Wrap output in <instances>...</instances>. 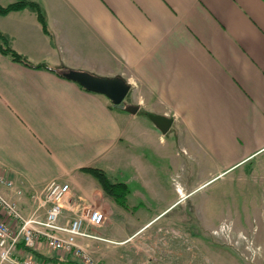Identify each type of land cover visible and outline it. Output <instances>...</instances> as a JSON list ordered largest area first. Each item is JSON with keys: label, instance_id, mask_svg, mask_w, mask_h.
Wrapping results in <instances>:
<instances>
[{"label": "crops", "instance_id": "crops-1", "mask_svg": "<svg viewBox=\"0 0 264 264\" xmlns=\"http://www.w3.org/2000/svg\"><path fill=\"white\" fill-rule=\"evenodd\" d=\"M29 1L46 27L31 8L0 15V44L6 40L31 63L62 73L122 77L131 86L129 105L139 109L130 113L125 103L116 107L105 95L0 51V172L23 196L1 185L0 191L26 217L37 211L33 195L59 180L70 184L80 209L105 214L97 231L104 240L119 218L137 232L171 227L181 220L164 213L178 201L237 166L264 164V0ZM153 115L171 120L168 131ZM86 167L125 184L126 206ZM184 175L217 176L191 186L186 176L179 182ZM40 213L44 218L45 209ZM93 241L78 239L85 251ZM29 257L80 264L43 239L35 249L17 246L14 260Z\"/></svg>", "mask_w": 264, "mask_h": 264}, {"label": "rangeland", "instance_id": "rangeland-1", "mask_svg": "<svg viewBox=\"0 0 264 264\" xmlns=\"http://www.w3.org/2000/svg\"><path fill=\"white\" fill-rule=\"evenodd\" d=\"M124 103L133 104L130 94ZM185 176L196 186L217 175H184L179 182ZM166 214L181 221L137 232L119 218L120 226L104 235L108 240L93 241L86 251L95 264H264V164L248 162L218 175Z\"/></svg>", "mask_w": 264, "mask_h": 264}, {"label": "built area", "instance_id": "built-area-1", "mask_svg": "<svg viewBox=\"0 0 264 264\" xmlns=\"http://www.w3.org/2000/svg\"><path fill=\"white\" fill-rule=\"evenodd\" d=\"M0 185L14 190L18 197L23 190L0 172ZM39 208L46 211L40 218L36 212L26 218L18 204L0 191V264H37L33 257L21 261L13 255L20 243L35 249L41 239L53 251L71 253L83 264H95L93 257L78 243L79 238L104 240L97 231L105 224V214L92 207H83L71 197L69 183L50 181L39 193L33 195Z\"/></svg>", "mask_w": 264, "mask_h": 264}, {"label": "trees", "instance_id": "trees-1", "mask_svg": "<svg viewBox=\"0 0 264 264\" xmlns=\"http://www.w3.org/2000/svg\"><path fill=\"white\" fill-rule=\"evenodd\" d=\"M24 8H31L33 10H36L39 13V16L41 18V21H43L44 26L46 27V21L44 18L43 13L40 11V9H38V5L35 2L29 1V0H16V2L8 7H2L0 5V15H6L11 11H17V10H21ZM0 51L11 57L12 60L22 63L28 67L31 68H35V69H47L50 70L52 72L57 73L58 75L65 77L63 75L62 72H60L59 70L49 66L46 63L43 64H34L31 63L30 61H28L27 59H25L24 57H22L21 55H19L17 52L9 49L7 47V42L6 40L3 41V44H0ZM116 107H123L124 104H120V105H114ZM83 171L90 173L91 175H93L95 178H97V180L101 183L103 189L105 190V192L107 194H109L110 196H112L116 202H118L119 204H121L122 206H126V202H127V195L129 194V189L128 187L123 184V183H112L111 180L109 179L108 175L106 174V172L102 169L99 168H93V167H86L82 169Z\"/></svg>", "mask_w": 264, "mask_h": 264}, {"label": "water", "instance_id": "water-1", "mask_svg": "<svg viewBox=\"0 0 264 264\" xmlns=\"http://www.w3.org/2000/svg\"><path fill=\"white\" fill-rule=\"evenodd\" d=\"M63 75L78 82L90 92L105 95L114 105L122 104L131 90V86L119 76L103 77L79 70H68L63 72ZM138 109L139 107L136 105L126 106V110L133 114L137 113ZM152 119L164 132L168 131L171 120L156 115H153Z\"/></svg>", "mask_w": 264, "mask_h": 264}]
</instances>
